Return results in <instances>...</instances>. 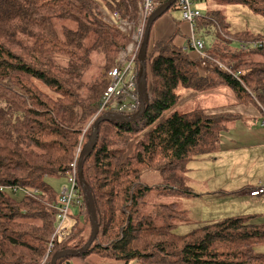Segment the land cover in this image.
<instances>
[{"label":"trees","instance_id":"trees-1","mask_svg":"<svg viewBox=\"0 0 264 264\" xmlns=\"http://www.w3.org/2000/svg\"><path fill=\"white\" fill-rule=\"evenodd\" d=\"M140 1L107 0L102 7L96 0H0V264H51L56 254L80 250L89 241L92 223L81 187V205L74 204L78 211L65 223L69 236L55 235L60 193L48 180L68 176L93 123L109 115L101 112L109 73L131 38L107 23L101 9L136 20ZM197 1L205 0H196L195 7ZM219 1L241 4L264 17V0ZM214 27L228 28L215 8L201 13L195 34L203 40ZM178 33L149 44L151 87L145 114L131 123L100 124L83 170L99 232L78 257L123 264H264V254L255 250L264 245V224H255L252 215L229 217L180 236L173 224L181 215L176 203L145 214L147 198L155 190L196 197L184 187L187 168L235 119L197 107L185 112L182 91L206 94L222 87L240 105L264 106V63L242 59L243 54L264 56V50L228 49L233 42L239 48L243 41L260 38L246 32L220 37L224 49L213 43L206 52L222 66L212 64L204 73L190 36L188 45L181 46L175 43ZM94 52L103 57L101 76L95 80ZM238 73L242 75L236 77ZM152 171L162 176L161 188L141 184L142 175ZM161 217L166 225L159 226ZM72 258L57 264H70Z\"/></svg>","mask_w":264,"mask_h":264},{"label":"rangeland","instance_id":"rangeland-1","mask_svg":"<svg viewBox=\"0 0 264 264\" xmlns=\"http://www.w3.org/2000/svg\"><path fill=\"white\" fill-rule=\"evenodd\" d=\"M102 7L105 5L107 0H96ZM199 8L202 14H206L209 10H216L220 11L223 15L226 23L228 24V28L224 31L218 30L217 27L212 29V35L210 37L203 38L206 42V50L211 49L213 43H215V47L223 50L224 45L220 42V37L224 38L225 34H241V33H250L253 36H256L260 39H264V17L258 14H255L252 10L248 7L243 6L241 4H233V5H226L221 1L217 0L213 2L212 0H205L202 2H196V7ZM172 23H178V37L176 38V44L186 43L188 41V37L190 35V28L189 24L183 22L182 13L173 7L168 13H166L163 17L157 20L151 29L150 32V47L157 41L161 40H168L171 38L172 31L170 27H172ZM60 27V25H58ZM203 31L200 30V35ZM198 35V34H197ZM130 38V37H129ZM210 42V43H209ZM219 43V44H218ZM89 44L88 46H90ZM228 49L233 52H238L239 48L236 42H233L228 45ZM149 51V48H148ZM195 53V52H194ZM196 56V55H195ZM221 59V58H220ZM243 60L247 61H255V62H263L264 63V56L261 53L255 54H243ZM92 61V69H91V76L92 78L98 79L101 76V70L103 66V57L101 55L96 54L95 52L91 55ZM222 61V59H221ZM222 62H227L225 59ZM205 72V71H203ZM151 83L149 81L148 88L150 89ZM226 91L230 92V90L226 89ZM222 109H224V105H229L230 98L227 95L222 97ZM221 102V101H218ZM202 104V105H201ZM193 103L189 104L185 107V112L192 111ZM197 106L207 107L210 111H213L214 104H213V96L207 95L204 98H198L196 101ZM218 108V106L216 105ZM182 110V108H181ZM234 117V116H231ZM231 120H236L231 119ZM230 123L227 122V125ZM241 127L242 134H238L237 140L235 142L234 148H230L226 151V156L223 160L215 162L213 160V154L210 156V152L205 154L206 151L198 157L195 161L190 163L187 169H192L190 174H185V178L183 179L184 187L187 189H192L196 193V197H188L180 194H174L170 192V190H155L151 192L147 198V207L145 210V214H152L156 212L161 206H169L171 204L176 203L179 206V211L181 212L180 217H177L173 220V224L176 225L174 228V232L180 236L188 235L194 232L197 229L203 228L204 226L221 222L226 218L231 216L227 215L225 209L222 208H215L216 202L218 199H208L199 198L197 194L202 191V186L206 187L210 185L212 188V181H214L218 185H227L232 180H248L246 177V170L251 171L254 169V162L247 160L244 157V152L247 149L246 145L249 147L253 146L252 141L247 140L248 132L246 129L241 125L238 124V127ZM234 129V128H233ZM85 129L84 134L87 133ZM229 131V127L228 130ZM237 131L235 132L236 135ZM228 144L227 138H222L220 143ZM86 143V142H85ZM246 144V145H245ZM82 147V145H81ZM79 147V148H81ZM134 149V143L131 144L130 150L131 152ZM83 150L78 149L77 151V163H80V154ZM233 152H236V158H233ZM205 154V155H204ZM236 163V167L233 165ZM201 179L204 180L201 181ZM251 179V178H249ZM49 183L54 187L57 193H61L62 188L67 186V177H60V178H50ZM249 181V180H248ZM141 184L147 185L150 187H162L164 182L162 176L158 172H145L141 178ZM202 185V186H201ZM237 197L236 195H234ZM94 198V197H93ZM239 209L240 212H245L244 207H241L240 201H237V207L235 210ZM77 207H71V214L75 215L77 213ZM217 212L213 216H209L208 214ZM157 213V217H158ZM244 215V214H242ZM240 216V215H239ZM159 226H163L167 224V220L164 218L158 219ZM255 223V222H254ZM256 224V223H255ZM256 253L264 254V245L255 248ZM70 264H123L118 263L113 260L102 259L97 256H89L86 258L81 257H74L70 260Z\"/></svg>","mask_w":264,"mask_h":264},{"label":"built area","instance_id":"built-area-1","mask_svg":"<svg viewBox=\"0 0 264 264\" xmlns=\"http://www.w3.org/2000/svg\"><path fill=\"white\" fill-rule=\"evenodd\" d=\"M170 1H140L136 20L122 18L118 12L112 13L106 9H101V13L107 23L131 38V43L126 50L120 53L116 67L109 73L110 86L104 95L101 112L104 111L108 114L121 116H133L140 112L142 108L141 96L138 89L140 67L137 65V60L139 59L149 20L161 4L166 5ZM195 1L176 0L174 5L182 13L183 21L190 26L189 44L197 53L200 69L207 71L212 64L216 63L217 65H221V63H218V61L207 54L205 42L195 34L196 21L201 17V13L195 8ZM239 49L243 52L264 50V39L243 41L240 43ZM224 69L233 74L230 69L226 67ZM241 75L242 73H238L235 76L240 77ZM259 106L261 107L262 105ZM261 111L264 115V106L261 107ZM71 168V172L67 176L68 185L62 188L58 204V210L60 211L58 218L60 223L55 235H58L62 239H66L70 234L65 223L70 216L71 207L74 204L81 205L83 200L80 194L79 165L77 159ZM259 195H264V187L251 192V196Z\"/></svg>","mask_w":264,"mask_h":264},{"label":"crops","instance_id":"crops-1","mask_svg":"<svg viewBox=\"0 0 264 264\" xmlns=\"http://www.w3.org/2000/svg\"><path fill=\"white\" fill-rule=\"evenodd\" d=\"M170 30L172 31L171 37H173L179 31L178 23H176V26L174 23H172V27H170ZM177 37L178 36H176V38ZM162 41L166 40L157 42ZM180 45L187 46L188 44L181 43ZM181 94L183 97L181 102L182 108H185L189 104L193 103L191 108L192 110L197 107L209 113L207 107H202V104L200 106H197L196 101L198 98H204L205 96L212 94L213 104L215 108L213 109V111H210L209 114L219 116L231 114V116H234L236 118L235 121L229 124V131L222 133L219 139H217L216 142H213L210 148L205 153L207 154L210 152V156H212L213 154V160L215 162L223 160L226 156V151L232 147L234 148L235 142L237 140H240L241 137L238 139L237 136H239L243 132L241 131V127H238L239 123H241V125L248 132L247 140H250L253 143L252 147H249L245 144L247 149L244 152V157L252 163H255L253 170L245 171L246 177L249 181L232 180L227 185H218L214 181H212V188H210V185L206 187L201 185L202 191L197 194V196L199 198L208 197V199H218L215 208L225 209L227 215L231 217L239 216L242 214L252 215L256 224H264V195L251 196L252 191L264 187V125L262 123V115L259 109V105L257 106V104L254 103H250L248 105H240L237 101L236 96L231 91L228 92L225 88L222 87L212 90L206 94H199L191 91H182ZM224 95H227L230 98L231 102L229 103V105L225 104L223 107L224 109H222V97ZM216 105L218 106V108L216 107ZM236 131L237 133L235 135ZM222 138H227L228 144H223L222 142L220 143V140ZM233 155V158H236V152H233ZM233 166L236 167V163ZM191 170V168L188 169L186 173L190 174ZM201 181L204 182L203 179H201ZM234 195H236L237 197H235ZM237 201H240L241 207H244L245 212H240L239 209L235 210V208L237 207ZM216 213L217 212H213L208 215L213 216Z\"/></svg>","mask_w":264,"mask_h":264},{"label":"water","instance_id":"water-1","mask_svg":"<svg viewBox=\"0 0 264 264\" xmlns=\"http://www.w3.org/2000/svg\"><path fill=\"white\" fill-rule=\"evenodd\" d=\"M176 0H171L168 4L163 5L162 7L158 8L151 19L149 20L146 32H145V38L142 44V48L139 54V61H140V76H139V82H138V89L139 94L141 96V102H142V108L140 112L137 115L133 116H121V115H115V114H109L103 117H100L93 123V128L91 135L89 137L88 142L83 147V150L80 154V163H79V183L80 187L82 188V192L84 194L87 209L90 215L91 223H92V234L89 239V241L86 243V245L80 249L75 251H64L59 254H56L51 261V264H57V261L64 257H78L83 254H85L95 239L97 238L98 232H99V223L97 218V211L95 206V201L93 198L92 191L88 184L86 183L84 179V163L85 158L91 155L93 150L96 147L98 133H99V127L102 122H116V123H131L136 120H139L146 112L147 103L149 101V95H148V87H147V56H148V48H149V41H150V32L152 29L153 24L163 17L166 12L175 4Z\"/></svg>","mask_w":264,"mask_h":264},{"label":"clouds","instance_id":"clouds-1","mask_svg":"<svg viewBox=\"0 0 264 264\" xmlns=\"http://www.w3.org/2000/svg\"><path fill=\"white\" fill-rule=\"evenodd\" d=\"M159 8H160V7H159ZM157 9H158V8H157ZM157 9H156V10H157ZM140 68H141V66H140Z\"/></svg>","mask_w":264,"mask_h":264}]
</instances>
